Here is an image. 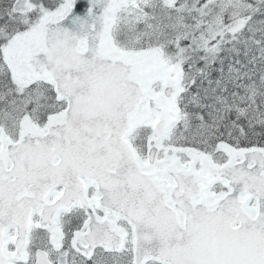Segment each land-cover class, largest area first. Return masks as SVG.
<instances>
[{
    "label": "snow or ice",
    "instance_id": "6c2138e0",
    "mask_svg": "<svg viewBox=\"0 0 264 264\" xmlns=\"http://www.w3.org/2000/svg\"><path fill=\"white\" fill-rule=\"evenodd\" d=\"M0 264H264V0H0Z\"/></svg>",
    "mask_w": 264,
    "mask_h": 264
}]
</instances>
